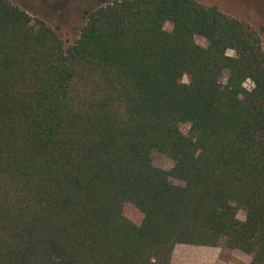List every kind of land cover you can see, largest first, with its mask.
<instances>
[{"label": "trees", "instance_id": "obj_1", "mask_svg": "<svg viewBox=\"0 0 264 264\" xmlns=\"http://www.w3.org/2000/svg\"><path fill=\"white\" fill-rule=\"evenodd\" d=\"M86 14L66 48L0 0V264H172L179 243L264 264L257 32L195 0Z\"/></svg>", "mask_w": 264, "mask_h": 264}, {"label": "rangeland", "instance_id": "obj_2", "mask_svg": "<svg viewBox=\"0 0 264 264\" xmlns=\"http://www.w3.org/2000/svg\"><path fill=\"white\" fill-rule=\"evenodd\" d=\"M14 6L24 10L32 19L43 20L60 37L66 48L70 47L79 37L81 28L86 21V11L94 10L114 0H6ZM204 7H215L228 17L237 19L255 30L259 35L264 49V0H195ZM164 29L171 31L169 22L164 23ZM198 45L205 46L203 38L196 37ZM233 56V52H228ZM222 81L226 75H222ZM186 77L183 83H187ZM246 89L252 88V82H244ZM187 137H192L188 124L180 126ZM154 167L168 170L172 167V160L160 153L154 152L151 156ZM174 184H180L174 181ZM124 215L131 222L139 225L142 215L129 205L124 206ZM237 217L244 219L242 211ZM251 257L237 250H222L220 246L176 244L173 250L172 264H249Z\"/></svg>", "mask_w": 264, "mask_h": 264}, {"label": "built area", "instance_id": "obj_3", "mask_svg": "<svg viewBox=\"0 0 264 264\" xmlns=\"http://www.w3.org/2000/svg\"><path fill=\"white\" fill-rule=\"evenodd\" d=\"M253 86V85H252Z\"/></svg>", "mask_w": 264, "mask_h": 264}]
</instances>
